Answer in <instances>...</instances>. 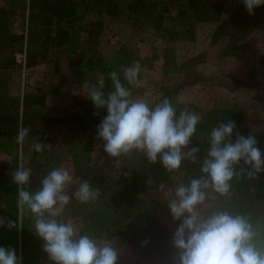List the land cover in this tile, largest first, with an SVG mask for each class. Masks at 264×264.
<instances>
[{"label":"crops","instance_id":"crops-1","mask_svg":"<svg viewBox=\"0 0 264 264\" xmlns=\"http://www.w3.org/2000/svg\"><path fill=\"white\" fill-rule=\"evenodd\" d=\"M106 3L107 0H0V100L4 101L0 106V124L8 129L11 121L4 117L11 114L10 109L14 107L11 101H16L15 106L19 109L18 121L15 122L18 134H13L11 138L17 141L18 152L23 146L33 147L36 143L42 144L43 151L47 149L46 153L50 149L49 152H53L50 156H44V161L38 156L25 157L24 167L31 169L30 188L33 192L40 188L42 179L47 175L46 172H39L40 162L60 165L70 173L72 183L65 189L70 197L79 184L85 181L83 167L95 162L94 150L100 143L97 136L87 134L94 131L91 127L94 122L85 124L84 121L86 109L92 105L91 100L84 95V85L95 86L101 79L105 85L108 83L105 69L116 58L117 51L127 46L135 49L133 58L122 60L117 57L120 63H116V72L121 73L122 68L139 61L141 73L135 88L140 91L132 92L135 99L147 103L158 97L164 88L175 84H168L172 76L180 77L184 71L196 70L202 76L210 77L218 71L217 59L223 51L220 47L222 37L219 38L218 32L215 33V24L210 25V30L206 27L208 31L204 37L198 36L192 24L191 34L186 32L182 36L168 38L161 35L162 31L176 23L168 22L176 20L177 13L172 12L170 16L166 11L156 12L148 19L145 15L136 17L139 12L127 8L123 11H114L111 7L102 11L95 9L96 5ZM51 6L58 9L59 14L53 15ZM195 18L210 19L196 15ZM200 23L204 24L205 21ZM188 46L193 50L187 49ZM199 56L200 60H197ZM197 66L203 68V73L197 71ZM145 67H157L156 78L146 75ZM254 74L260 78L259 73ZM163 79L166 81L162 82ZM239 83L244 86L242 82ZM214 86V82L204 85L202 95L193 99V84H190L181 89L178 100L181 105H196L193 112L200 116L202 106L218 98V92L213 93ZM182 95H187L185 103ZM25 105L29 109L26 113V125L30 126L28 130L44 133L35 141H25L20 134L23 130L21 114ZM85 131L86 139L81 137ZM83 147L91 148L88 158L77 154ZM60 149H65L64 155H60ZM24 160L19 157L18 168ZM13 166L10 155H0V182L9 179L6 172ZM88 176L87 180L91 181L90 185L94 188L93 176ZM80 204L72 197L70 203L62 207L59 219L72 223L78 233L95 238L101 245L110 242L118 250L117 264H174V258L172 260L164 254L152 252L150 244L147 248L135 247V243L143 244L146 238L138 236V239H133V232L126 231L124 224L118 226L117 223L113 227L109 223L108 228L100 233L97 222L76 212ZM93 211L94 208L91 209ZM27 223L35 231L34 220L31 218ZM179 223L176 222V227ZM33 237L38 247V264H54L43 250L44 241L35 232Z\"/></svg>","mask_w":264,"mask_h":264},{"label":"clouds","instance_id":"clouds-1","mask_svg":"<svg viewBox=\"0 0 264 264\" xmlns=\"http://www.w3.org/2000/svg\"><path fill=\"white\" fill-rule=\"evenodd\" d=\"M242 2L250 15L264 5V0ZM121 71L123 82L120 73L109 74L111 91H104L103 79L95 86L84 85V95L94 107L107 111L97 126V139L102 141L104 152L111 158L138 152L149 163H156L159 158L168 173L179 170L186 160L200 164L201 175L179 184L174 197L167 201L173 220L181 221L172 240L176 250L174 264H264V242L259 241L247 216L226 208L202 211L210 199L228 196L232 182L241 180L245 173L248 178H256L264 172V159L255 137L237 134L233 142L234 121H218L210 132L209 148L201 161L200 148H189L201 117L188 108L178 113L168 98L153 104L134 99L132 88L138 83L141 64L135 61ZM33 148L40 152L43 145L36 143ZM241 162L248 168L237 171ZM11 176L18 186V206L34 220V232L44 241L43 250L49 261L117 264L118 250L110 242L101 245L95 238L78 233L72 223L59 219L62 207L72 197L80 203L95 201L100 196L98 188L83 181L70 197L65 189L73 178L63 167L49 171L34 192L30 190V168L21 165ZM0 226H4L3 219ZM7 226L12 228L15 224L9 221ZM0 264H20L14 248L0 246Z\"/></svg>","mask_w":264,"mask_h":264},{"label":"trees","instance_id":"trees-1","mask_svg":"<svg viewBox=\"0 0 264 264\" xmlns=\"http://www.w3.org/2000/svg\"><path fill=\"white\" fill-rule=\"evenodd\" d=\"M208 3V2H207ZM204 0H182V1H175V0H107V3L105 5H96L95 9L98 11H102L104 9H109L110 7L114 11H123L126 8L128 10H135L139 13H137L138 16L145 15L148 19L151 18V15L156 12H169L170 16L173 14L172 12L176 14L175 19L176 23L173 24L171 27H165L162 31V36H168V38H173L174 36H182L184 34L190 33L192 29V24L195 23L197 20L195 18L196 16H204L206 19L211 18L209 17V13H207L208 4ZM235 4L237 9H243L245 10V5L243 4L242 0H235ZM53 15L59 14V10L55 9V7H52ZM207 13V14H206ZM221 14V13H220ZM230 14V13H229ZM242 14L247 16L250 20V24L247 26H238L233 25L232 29L227 33L228 38L225 37L223 41H221V50L223 51V54L217 59V65L218 71L213 75V78H219L222 79L224 76H228L232 78L235 81L242 82V84L247 87L250 91H248L247 94V102H238L237 100H233L230 102L224 101L219 98H215L212 100H209L205 103L204 106H202V114L201 122L197 125V131L196 134L191 138L189 148L191 147H198L200 148V153L198 154V159H203V157L206 155L207 150L209 148V136L210 132L213 127H215L220 121L221 123H226L228 120L234 121L236 127L233 130L232 134V140L235 141L236 135L240 134L245 137H248L249 135H253L257 141V147L259 149H264V131L256 130L251 132L250 129L243 125L242 123V114L245 110V104H247L249 107L260 110L262 109V106L264 107V88L260 87L259 81H261L259 78H255L254 70L253 68H246L243 67L240 62H236L237 65L241 66V68H244V76L245 81L243 79H236L235 75L231 73L230 70L226 69V63L229 61H234L238 58V55L240 54V48H241V38H244L245 34L248 30H251V27L259 28L264 33V5L257 7L254 9V14H249L248 11L243 12ZM162 15V14H160ZM231 15V14H230ZM221 16V15H219ZM178 18V20H177ZM220 18H215L214 20H219ZM137 21H142V19ZM179 22V23H177ZM178 27V28H176ZM245 28V29H244ZM248 28V29H247ZM179 29V30H178ZM136 54L135 49H131V46H127L126 48H122L121 51H117L116 58L111 60V64H108L109 66L105 69L107 76L109 77L108 83H106L104 91L108 92L113 90V84L110 78V73L112 71H116V63H120L117 57H121L120 59L124 60L125 58L130 59L133 58V55ZM121 60V61H122ZM105 62V61H104ZM222 69V70H221ZM264 73V70L262 71ZM189 71H184L182 75L179 77L178 81L169 86L164 88L163 92L159 94L158 97L154 98V100L151 102L157 103L162 101L164 98H168L172 104L176 108L181 107V103L178 100V94L181 92V89L186 88V86L190 84L197 83L199 78L193 77V75H189ZM121 75V81L123 82V75L122 72ZM253 88V90H251ZM12 103H15L16 101H11ZM1 104H4L3 100H0V106ZM90 105V104H89ZM184 108H188L190 111H193L196 105H184ZM87 114L84 118L85 124H91L94 122L93 125H91L94 132L97 134V126L100 124L103 117L107 115L106 109H96L92 103V105L87 107ZM178 112V109H177ZM18 113L19 109L18 106L15 107V114L16 116L13 117L12 114H9L8 116H5V120H11L10 125L8 126V129H4L3 125L0 124V155H10L13 159L14 166L6 172V176L9 179H2L0 182V191L1 195L0 198L3 202V205L0 206V219L4 220V226H0V246L8 248H14L16 251L17 256L19 257L20 253V259L21 264H38L39 262V256H38V247L37 243H35V238L33 237V228L28 226V220L31 219V216L22 210L18 206V186L13 182L11 173L14 172L16 169H18V161L20 157V153L17 149V141H15L11 136L13 134H18L17 126L15 125V122L18 121ZM14 119V120H13ZM26 117L21 116V124L23 127L22 133L26 134L28 133V127L26 125ZM13 120V121H12ZM33 132V131H30ZM35 132V131H34ZM40 133V132H35ZM23 136V140L24 137ZM97 136V135H96ZM28 141V139H27ZM100 146L98 149L102 148V141L99 140ZM26 145L23 146V149H26ZM78 155L84 158H88V156H91V148L83 147L78 152ZM23 160L25 157L23 154L21 155ZM192 164V163H190ZM193 171L197 175H201L200 171V164H192L191 165ZM191 167H187L188 170H190ZM241 167L248 168V166H244L243 162H241L240 165L236 166L237 171L240 170ZM128 169V167H126ZM142 167L139 169L141 170ZM249 170V169H248ZM138 171V168L132 169V171H129L132 173H135ZM152 174H154L155 182L157 184L161 182H165L168 180V171L164 167H159L155 171H151ZM127 176L126 180H129V187L128 184H123L120 187H118L115 191L117 192V198L118 201L122 204L127 203L125 198V195L133 196L135 193H139L137 191V187L132 183L130 179V175ZM256 189L252 183L251 179H249L246 175V173L242 176L241 180H234L232 182V188L230 193H232L231 201H233L232 205V212L238 213L247 216L251 223L255 226L256 229H258V226H262L263 224L256 222V217L253 216V210L256 204H254V198H255V191ZM32 190V188H30ZM139 190V189H138ZM4 193V195H2ZM257 194V192H256ZM230 195V194H229ZM258 195L262 196L264 198V191L260 192ZM128 205V203L126 204ZM132 207V206H131ZM143 211H140L139 215H141L140 218L137 217L138 221L141 222L142 227L137 229L136 233H133L131 237L133 239H138V236L142 238H147L143 244H134L135 247H142L147 248L148 247V236L155 237L156 235L162 236V241L165 242L166 235L169 232L168 228L161 227L157 221L153 220V215H147L146 216V210L144 209L147 207L145 205V202L141 206ZM214 209V208H211ZM259 209V206L258 208ZM90 219H92L94 222H97L98 230L104 231L107 229V225L110 223L111 226L116 227V218H108V213L103 212L100 210L99 206L98 208L90 212L89 214ZM112 217H117L116 214ZM11 221L13 224H15V227L9 228L7 226L8 222ZM151 222V224H150ZM181 223V221H180ZM179 223V224H180ZM158 225V226H157ZM164 234V235H163ZM263 234V233H262ZM264 235V234H263ZM264 242V238H263ZM37 255H34V254Z\"/></svg>","mask_w":264,"mask_h":264},{"label":"rangeland","instance_id":"rangeland-1","mask_svg":"<svg viewBox=\"0 0 264 264\" xmlns=\"http://www.w3.org/2000/svg\"><path fill=\"white\" fill-rule=\"evenodd\" d=\"M57 1V0H54ZM208 4L207 13H209V17L212 18H220L219 20L214 19H208V20H199L197 19L194 23L193 28L195 29L196 33L200 37H204L205 33L208 31L206 27L211 29V26L215 24L214 27L215 33L218 32V37H222L221 40L228 36V32L232 29L233 25H238L240 27L249 26L250 24L249 18L242 14L243 12H246L247 10L243 9H237L235 0H204ZM174 12V11H173ZM206 13V14H207ZM221 13V14H220ZM231 15H230V14ZM221 15V16H219ZM201 21L209 22V23H200ZM176 20H170L168 23L172 24L175 23ZM222 24L219 27V23ZM242 25V26H241ZM245 29V28H244ZM248 29V28H247ZM226 35V36H225ZM244 38H241V48H240V54L238 55V58L234 61H229L226 63V69L230 70L231 73H233L236 77V79H245L244 76V68H241V66L237 65L236 62H240V64L243 65V67L246 68H253L254 73H259V81L260 87L264 88V73L262 71L264 70V33L262 30L256 27H251V30H248L247 33L244 35ZM228 38V37H227ZM215 43H217V40H214ZM194 45V44H193ZM192 46V45H191ZM191 46H188L187 49L190 50ZM193 50V48H191ZM197 60H200V56L197 58ZM145 67L144 72L146 75H149L151 78H156V68L157 67ZM194 69V68H192ZM201 70L203 73V68L200 66L197 71ZM222 70V69H221ZM196 71V70H195ZM194 70H190L189 75H193V77L199 78L198 84H193V92H192V98L198 99L199 95H202L201 92L203 91V86L206 84H215L213 93L218 92V98L222 99L224 101L230 102L233 100H237L238 102H247L246 99L248 91H250L247 87L241 86L239 81H235L232 78L228 76H224L222 79L219 78H213V75L210 77L202 76L200 72H195ZM255 78H257L255 76ZM179 79V76H172L168 80V84L170 83H176ZM165 82L166 79H163L162 82ZM202 82H206L202 84ZM220 85V86H218ZM27 86V85H26ZM16 89V86H14ZM156 87V86H155ZM242 87V88H241ZM140 91V89H137V87H133L134 91ZM253 90V88L251 89ZM154 94H156L155 89L153 90ZM153 94V95H154ZM133 98L135 99V95H133ZM182 100H184V103L187 99V95H182ZM14 101V100H13ZM15 102V101H14ZM27 103V100H25ZM151 104V100L148 102ZM184 105H181L178 109V113L180 110H183ZM245 106V110L242 114V123L243 125L247 126L251 132L253 131H264V107L262 106V109L258 110L249 107L247 104L243 105ZM15 107L10 109V113L13 117L16 116L15 114ZM29 112L28 106L26 105L23 108L22 116L27 117L26 113ZM14 120V119H13ZM12 120V121H13ZM11 121V120H8ZM30 128V126H29ZM22 135V132L20 133ZM43 132L35 133L28 131L26 136L24 137V140H32L35 141L36 139H40V137L43 136ZM88 135H93L94 137L97 135L96 132H90L87 133ZM80 136V135H79ZM82 138H88L86 136V131L82 133ZM51 150V149H50ZM49 150V151H50ZM187 150V149H186ZM262 153V159H264V149H260ZM47 149L45 151L37 152L34 150L33 147H27L26 149H19L20 156L23 154L24 156H38L41 159L44 156H50L53 154V152L46 153ZM65 149H60V155L65 154ZM22 157V156H21ZM94 157L95 162L92 164H85L83 167V177L85 178V181H88L89 179L88 175L93 176V186L94 189H96L97 183L98 188L100 190V196L97 201H92L89 203H82L79 206H77L76 212L77 213H83L89 217V214L91 212V209L94 208V211L97 209V205L99 206L100 210L103 212L108 213V218H116L118 223V226H125L126 231L135 232L137 229L142 227L143 224H141L140 221H138L137 217L140 218L141 215H139L140 211H143L141 209L143 203L145 202L144 209L146 210V216L147 215H153V220L157 221L158 224L163 228H168L169 232L166 235L165 242L162 241V236L156 235L155 237L148 236V242L150 244V250L157 253L158 255L164 254L165 256H168V258L172 259L176 256V250L173 247L172 240L174 236V232L176 230V222L173 220L170 208L168 207L167 201L174 197L175 188L181 184V183H188V181L192 178H198L199 175H197L189 161L182 162V165L179 170L174 171L172 173L168 174V180L165 182H161L157 184L155 182L154 174L151 173V171L157 170L159 167H163L162 163L159 161V158L156 163H149L146 159V157H143L142 154L138 152H132L128 155L120 156L117 158H111L109 157L103 150V146L100 149L94 150ZM25 159V158H24ZM43 160V159H42ZM44 161V160H43ZM26 165V160L23 162V166ZM39 172H46L48 174L49 171H51L53 168L61 167L60 165H51L50 163H38ZM128 167V169L126 168ZM142 167L141 170H139ZM187 167H191L190 170H188ZM30 168V167H28ZM138 168V171L135 173L129 172L132 171V169ZM250 170V169H249ZM130 175V179L132 183L139 189L137 191L138 194L135 193L133 196L125 195V198L128 205L122 204L118 201L117 198V192L115 191L118 187H120L123 184H128L127 187H129V180L127 179V176ZM251 179L252 185L256 188L255 191V200L254 204L256 206L253 210V216L256 217V222L263 224L262 226H258V229L256 231L258 232L259 236L258 239L260 242H263L264 238V198L260 195H258L260 192L264 191V172H261L257 174L256 178H249ZM91 184V181H88ZM160 184H164L165 187L161 189ZM257 192V194H256ZM232 193L226 197H219L218 199L212 200L210 199L206 206L202 208V211L207 212L211 208H226L228 210H232L233 201H231ZM132 206V207H131ZM259 206V209H257ZM117 217H112L115 215ZM151 224V222H150ZM158 226V225H157ZM263 233V234H262ZM164 235V234H163ZM147 239V238H146ZM34 255H37L36 253Z\"/></svg>","mask_w":264,"mask_h":264}]
</instances>
